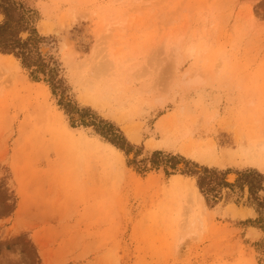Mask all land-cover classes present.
<instances>
[{
	"label": "rangeland",
	"instance_id": "obj_1",
	"mask_svg": "<svg viewBox=\"0 0 264 264\" xmlns=\"http://www.w3.org/2000/svg\"><path fill=\"white\" fill-rule=\"evenodd\" d=\"M0 3V264H264V0Z\"/></svg>",
	"mask_w": 264,
	"mask_h": 264
},
{
	"label": "trees",
	"instance_id": "obj_2",
	"mask_svg": "<svg viewBox=\"0 0 264 264\" xmlns=\"http://www.w3.org/2000/svg\"><path fill=\"white\" fill-rule=\"evenodd\" d=\"M11 8L9 6L0 3V15L4 16V21L0 24V53L5 55H13L16 59H19L21 61L23 67L29 69L30 66L26 62V56L24 51L25 42L20 38L19 39L14 38L15 35L19 33V28L13 27V29H4L7 28V25H9L8 24L9 21L10 20L12 21V18L8 13L9 9ZM11 11L15 12V9H11ZM10 30H14V31H10ZM154 154H156V152ZM261 178H263V176L257 174V178L255 179L253 178L252 180L247 179V185L249 186V190L251 192L254 190V188L260 186L259 183L261 182ZM203 182H204V177H200L197 182V186L200 190H202Z\"/></svg>",
	"mask_w": 264,
	"mask_h": 264
},
{
	"label": "bare ground",
	"instance_id": "obj_3",
	"mask_svg": "<svg viewBox=\"0 0 264 264\" xmlns=\"http://www.w3.org/2000/svg\"><path fill=\"white\" fill-rule=\"evenodd\" d=\"M44 47H47V46H43V47H42V50H43V51H45V49H48V48H44ZM198 197H199V196H198Z\"/></svg>",
	"mask_w": 264,
	"mask_h": 264
}]
</instances>
